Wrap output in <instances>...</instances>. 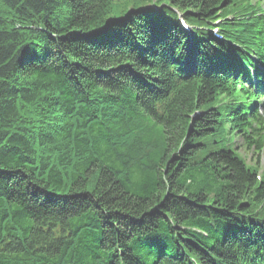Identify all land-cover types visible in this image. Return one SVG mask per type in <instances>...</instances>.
<instances>
[{"label":"trees","instance_id":"trees-1","mask_svg":"<svg viewBox=\"0 0 264 264\" xmlns=\"http://www.w3.org/2000/svg\"><path fill=\"white\" fill-rule=\"evenodd\" d=\"M262 1L0 0V264H264Z\"/></svg>","mask_w":264,"mask_h":264},{"label":"bare ground","instance_id":"bare-ground-1","mask_svg":"<svg viewBox=\"0 0 264 264\" xmlns=\"http://www.w3.org/2000/svg\"><path fill=\"white\" fill-rule=\"evenodd\" d=\"M186 14H188V13H186ZM188 15H190V14H188ZM176 62H178V61H176ZM217 64V63H216ZM221 67L222 68H225V66H224V64H221ZM186 67H183V69H185ZM191 71H192V69H188L187 71H185V72H182L183 74H185V75H190L191 74ZM209 71H210V73H214V71L212 70V69H209ZM173 72H178V71H173ZM239 76V75H238ZM240 76H242L241 78H242V80H249V78H247V77H243V75H240ZM244 81H240V82H244ZM254 83H256V82H254ZM258 84V83H257ZM260 85V84H259ZM262 87H263V85H261ZM261 109V108H260ZM252 112H255V111H252ZM248 113V112H247ZM248 114H250V113H248ZM186 256V255H185Z\"/></svg>","mask_w":264,"mask_h":264},{"label":"rangeland","instance_id":"rangeland-1","mask_svg":"<svg viewBox=\"0 0 264 264\" xmlns=\"http://www.w3.org/2000/svg\"><path fill=\"white\" fill-rule=\"evenodd\" d=\"M264 5V3H263ZM264 7V6H263ZM244 157L247 160L250 157L249 153H244ZM248 161V160H247ZM251 162L253 161L252 159L250 160ZM260 167L263 168L264 167V154L262 156V160L260 161Z\"/></svg>","mask_w":264,"mask_h":264}]
</instances>
